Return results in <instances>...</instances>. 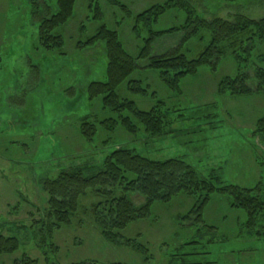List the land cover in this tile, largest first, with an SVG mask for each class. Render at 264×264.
Returning <instances> with one entry per match:
<instances>
[{
    "label": "rangeland",
    "instance_id": "obj_1",
    "mask_svg": "<svg viewBox=\"0 0 264 264\" xmlns=\"http://www.w3.org/2000/svg\"><path fill=\"white\" fill-rule=\"evenodd\" d=\"M121 1L134 16L107 0H77L72 18L56 30L64 45L48 50L40 44L30 1L0 0V234L20 240V248L1 254L0 263L15 264L28 255L37 264H264V216L248 224V212L234 206L228 192L213 193L200 212L196 196L180 194L169 202H155L146 218L121 231L144 245V253L105 239L92 212L103 198L93 189L81 197L71 223L52 231L41 223L49 200L47 179L78 166L86 175L94 174L118 147L155 160L183 158L200 176L213 177L216 186L253 189L264 199V139L255 132L264 116V89L248 95L218 92L220 80L238 73L230 52L216 69L202 66L197 74L182 78L180 91L172 89L149 66L150 57L138 58L147 40L151 57L179 51L193 59L210 43V34L203 30L184 40L189 30L179 29L151 38V29L183 27L186 13L168 10L150 29L135 16L166 0ZM191 2L208 21L233 20L237 14L264 17V0ZM102 23L118 31L138 64L119 86L120 99L133 100L143 110L159 106L166 111L164 135H150L139 123L137 132H129L121 122L111 121L120 113L105 106L104 95L91 97L90 85L107 80V44H82ZM255 53V62L264 67L257 56L264 53V45ZM247 71L253 74L249 85L256 88L255 67ZM121 114L132 115L129 110ZM84 123L97 129L91 138L82 132ZM128 196L137 205L144 203L140 193Z\"/></svg>",
    "mask_w": 264,
    "mask_h": 264
},
{
    "label": "trees",
    "instance_id": "obj_2",
    "mask_svg": "<svg viewBox=\"0 0 264 264\" xmlns=\"http://www.w3.org/2000/svg\"><path fill=\"white\" fill-rule=\"evenodd\" d=\"M29 1L33 15L39 22L40 44L48 50L61 48L64 45V38L62 34L56 33V30L72 18L77 0ZM107 1L124 9L129 16H134L128 5L121 0ZM96 8L97 17L101 18L102 9L99 5ZM174 8L186 13L187 19L183 27L159 32L151 29L153 23L158 22L162 15ZM135 18L138 23L145 22L150 27L153 35L151 38L179 29L189 30L184 40L198 35L203 30L210 34V43L197 58L193 59L179 51L151 57V40L150 38L147 40L138 58L150 57L149 66L157 69L161 78L172 89L180 91L182 78L197 74L202 66L210 65L212 69H216L223 56L230 52L237 63L238 73L235 77L227 76L220 80L218 92L248 95L263 91L264 67L255 62V50L264 45V17L253 19L237 14L233 20L216 17L208 21L198 16L191 0H166L164 3H156ZM98 40H105L107 44V80L94 81L90 85L91 97L104 95L105 106L120 113L119 118H111V121L114 124L121 122L129 132H137L138 125L141 124L150 135H164L169 125L166 111L159 106H154L150 110L140 109L135 101L127 98L121 100L117 93L119 86L138 68L136 58L126 50L118 31L102 23L96 33L82 45L94 44ZM257 56L264 61V53ZM251 66L256 70L254 73L258 80L256 88L249 85L253 74L247 70ZM137 83L139 84V81ZM131 86L135 89V85ZM139 89L142 90L140 87ZM124 110H129L132 115H122L121 112ZM96 130L95 126L83 124L82 132L89 138ZM255 132L264 139V116L258 119ZM44 189L49 195V200L41 223L48 226L50 231L71 223L72 217L79 210L81 197L87 195L89 189H93L103 198L92 206V212L95 223L101 228L105 239L114 245L128 246L140 253L146 252L147 248L135 239L125 238L121 231L132 222L146 218L155 202H169L180 194L200 198L199 204L196 205L200 212L204 210L213 193L228 192L233 198L232 204L248 212V224L254 225L264 216V199L252 193L253 189L240 188L237 185L218 187L213 182V177L200 176L197 169L183 158L155 160L125 147L113 150L106 157L102 169L96 173L86 175L84 168L80 166L63 169L57 176L44 182ZM129 192L140 193L145 199L144 203L137 205L128 196ZM196 208L189 212V216L196 212ZM19 248L20 240L17 237L0 234V255L13 253ZM15 264H37V260L25 255L21 260H16ZM74 264L97 262L85 261Z\"/></svg>",
    "mask_w": 264,
    "mask_h": 264
}]
</instances>
